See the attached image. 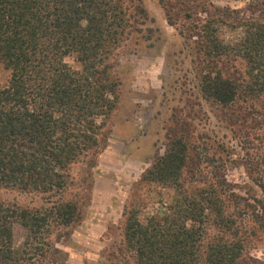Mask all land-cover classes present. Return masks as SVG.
<instances>
[{"label": "trees", "instance_id": "obj_1", "mask_svg": "<svg viewBox=\"0 0 264 264\" xmlns=\"http://www.w3.org/2000/svg\"><path fill=\"white\" fill-rule=\"evenodd\" d=\"M158 4L182 41L181 64L189 62L180 90L187 98L172 97L175 108L168 107L161 119L165 151L142 177L171 195L163 211L145 223L129 216L122 264H264L246 256L240 221L225 210L235 200L244 201L227 188L225 176L212 166L210 177L200 176L202 187L192 191L181 180L186 167H200L193 118L205 113L218 119L213 109L222 114L248 102V179L261 193L248 192V246L260 241L264 110L251 102L264 97V0H249L243 10L210 0ZM147 21L144 0H0V63L10 73L0 89V186L60 192L71 164H92L104 147L106 121L119 103L120 83L105 63L127 43L148 39ZM218 25L241 29L242 38L224 43ZM68 57L82 69H72ZM242 62L246 73L237 68ZM182 101L186 112L176 107ZM236 119L227 115L228 123ZM202 135L197 138L214 143ZM189 177L197 183L195 174ZM78 219L72 203L36 210L0 203V264H35L51 226H70ZM15 225L28 232L22 247L14 244Z\"/></svg>", "mask_w": 264, "mask_h": 264}, {"label": "rangeland", "instance_id": "obj_2", "mask_svg": "<svg viewBox=\"0 0 264 264\" xmlns=\"http://www.w3.org/2000/svg\"><path fill=\"white\" fill-rule=\"evenodd\" d=\"M210 1L219 7L243 10L249 0ZM144 3L149 19L146 26L152 30L146 35L148 39L136 44L127 43L105 63L109 73L120 83L119 103L106 121L104 147L93 158L92 164L83 160L71 164L63 173L66 186L60 192L43 193L0 186V203L7 206L36 210L72 203L78 209L79 219L74 224L51 226L50 233L42 239L44 254L35 264H122L124 255L120 247L129 216L135 214L145 223L147 218L163 211L162 203L171 195L169 189L158 183L145 182L142 177L165 151L166 133L161 119L166 116L168 107L175 108L172 97L187 98L180 90L189 62L181 64L183 59L177 52L182 41L166 22L158 0H144ZM217 30L218 38L226 44L237 43L243 35L239 28L218 25ZM65 62L74 70L82 69L74 57L66 58ZM237 68L242 73L247 71L243 62L237 64ZM9 76V71L0 63V89L7 86ZM251 103L264 110L263 96L256 97ZM176 107L187 111L183 101ZM204 109L210 112L207 107ZM213 111L218 119L205 113L193 118L198 124L193 138L200 167L183 170V186L191 191L202 187L199 177H210L211 167L217 168V172L225 176L227 188L244 198V201L235 200L233 206L225 205V210L232 211L240 221L243 230L238 235L247 238L246 256L264 262V234L261 232L260 241L251 246H248L247 237L248 192L252 188L249 194L261 196L259 189L248 179V152L251 154L248 148V102L239 103L232 112ZM227 115L232 120L237 116L236 121L228 123ZM200 133L214 143L199 140L197 135ZM260 171L264 173V167H260ZM191 174H195L197 183L191 182ZM27 235L25 229L15 225V246L22 247L28 241ZM53 260L56 261L52 263Z\"/></svg>", "mask_w": 264, "mask_h": 264}]
</instances>
